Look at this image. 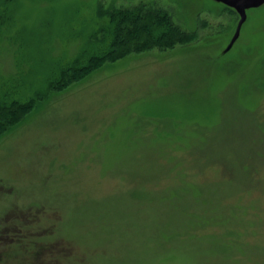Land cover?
Listing matches in <instances>:
<instances>
[{
    "label": "rangeland",
    "instance_id": "obj_1",
    "mask_svg": "<svg viewBox=\"0 0 264 264\" xmlns=\"http://www.w3.org/2000/svg\"><path fill=\"white\" fill-rule=\"evenodd\" d=\"M140 3L189 39L51 85ZM32 99L0 127V264H264V2L0 0V126Z\"/></svg>",
    "mask_w": 264,
    "mask_h": 264
},
{
    "label": "trees",
    "instance_id": "obj_2",
    "mask_svg": "<svg viewBox=\"0 0 264 264\" xmlns=\"http://www.w3.org/2000/svg\"><path fill=\"white\" fill-rule=\"evenodd\" d=\"M150 13V10L141 13V3L134 9H121L116 13H110L108 19L115 23V28L113 29V36L109 37L106 46H100L97 52L82 55L75 58L70 65L61 67L58 73L51 78L55 80V83L52 82L53 80L50 81V83L52 82L51 85H56L55 88L60 90L67 86L70 81L81 80L107 60L115 61L132 51L140 52L153 47H168L176 41L185 42L186 39H189L185 35L181 38L176 35L175 26L165 11L157 10L152 16ZM136 34L144 35V39L138 41L137 39H130ZM33 101V99L25 102L11 100L8 106H5L9 109L3 113L9 115L3 117L4 122L0 127L3 129L5 125L17 122L25 111L33 105ZM17 107H19L18 110H16Z\"/></svg>",
    "mask_w": 264,
    "mask_h": 264
},
{
    "label": "water",
    "instance_id": "obj_3",
    "mask_svg": "<svg viewBox=\"0 0 264 264\" xmlns=\"http://www.w3.org/2000/svg\"><path fill=\"white\" fill-rule=\"evenodd\" d=\"M227 5L242 11L246 8L255 7L264 2V0H219Z\"/></svg>",
    "mask_w": 264,
    "mask_h": 264
}]
</instances>
